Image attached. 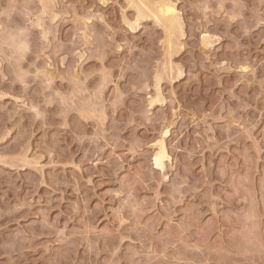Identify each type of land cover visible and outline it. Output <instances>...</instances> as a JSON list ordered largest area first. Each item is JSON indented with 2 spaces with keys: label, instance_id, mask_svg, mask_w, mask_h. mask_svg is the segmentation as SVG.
Returning <instances> with one entry per match:
<instances>
[{
  "label": "rangeland",
  "instance_id": "1",
  "mask_svg": "<svg viewBox=\"0 0 264 264\" xmlns=\"http://www.w3.org/2000/svg\"><path fill=\"white\" fill-rule=\"evenodd\" d=\"M0 10V264H264V0Z\"/></svg>",
  "mask_w": 264,
  "mask_h": 264
},
{
  "label": "bare ground",
  "instance_id": "2",
  "mask_svg": "<svg viewBox=\"0 0 264 264\" xmlns=\"http://www.w3.org/2000/svg\"><path fill=\"white\" fill-rule=\"evenodd\" d=\"M159 5V13L158 14H156V15H154V16H156L157 17V19L160 21V19H164L165 21V23H166V27H168V29L167 28H165L166 29V31H169V33L171 34V32L172 31H175V29L176 28H174V26H176L177 24L176 23H178V19L177 18H179V17H177V14H176V8H175V6L173 5V4H171L170 2L169 3H165V4H162V3H160V4H158ZM146 9V8H145ZM157 12V11H156ZM161 15L163 18H161L160 16H158V15ZM144 16V15H143ZM155 17V18H156ZM160 19H159V18ZM139 18H141V17H139ZM157 20V21H158ZM176 20H177V22H176ZM158 21V22H159ZM177 27V26H176ZM174 29V30H173ZM167 34H168V39H169V33L168 32H166ZM172 34H173V32H172ZM171 34V35H172ZM171 38V37H170ZM164 145H162V147H161V149H160V151L156 154V156H155V164H156V166L158 167H160V168H162L163 167V165H164V160L168 157V155H167V153H166V150H165V148L163 147Z\"/></svg>",
  "mask_w": 264,
  "mask_h": 264
},
{
  "label": "clouds",
  "instance_id": "3",
  "mask_svg": "<svg viewBox=\"0 0 264 264\" xmlns=\"http://www.w3.org/2000/svg\"><path fill=\"white\" fill-rule=\"evenodd\" d=\"M9 7H11V4L9 5ZM7 18L6 16V12L3 10H0V22H2L3 20H5Z\"/></svg>",
  "mask_w": 264,
  "mask_h": 264
}]
</instances>
